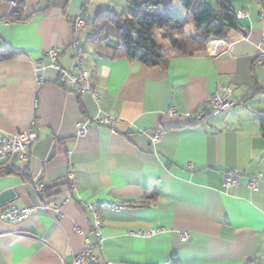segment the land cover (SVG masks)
Masks as SVG:
<instances>
[{
    "label": "crops",
    "instance_id": "1",
    "mask_svg": "<svg viewBox=\"0 0 264 264\" xmlns=\"http://www.w3.org/2000/svg\"><path fill=\"white\" fill-rule=\"evenodd\" d=\"M229 3L245 15L225 37L209 38L223 40L219 52L207 44L195 56L147 67L103 57L110 51L85 43V28L79 58L70 45L79 14L87 11V24L102 10L135 14L125 0H0V55L9 53L0 60V134L30 126L37 134L27 161L14 154V170L0 169V194L14 192L0 209L33 205L40 182L62 212L59 219L37 212L19 223L0 221V264H70L85 241L94 245L92 264H264V67L256 62L264 0ZM17 8L24 21H9ZM151 12L190 17L183 0ZM55 47L56 57L46 56ZM74 65L92 69L97 100L58 84L56 66ZM221 88L233 90V106L211 115L207 100ZM106 115L123 120L115 132L92 122L76 135L77 124ZM156 131L161 136L152 142ZM229 172L240 178L224 188ZM80 201L102 205L100 243ZM147 230L156 232L135 234Z\"/></svg>",
    "mask_w": 264,
    "mask_h": 264
},
{
    "label": "trees",
    "instance_id": "2",
    "mask_svg": "<svg viewBox=\"0 0 264 264\" xmlns=\"http://www.w3.org/2000/svg\"><path fill=\"white\" fill-rule=\"evenodd\" d=\"M125 1L136 9L135 14H115L102 10L85 26V43L103 45L110 53L103 56L105 54L96 51V54L110 60L126 59L139 61L147 67H165L172 57H192L205 51L210 37L223 38L230 29L239 26L229 0H213V6H209L206 0H183L184 7L190 13L189 19L151 12L170 0ZM19 14L17 8L8 20L23 22ZM189 22L194 24V29L186 33L185 27ZM157 34L169 43L171 53L163 51ZM8 56L9 53L1 54L0 60ZM258 122L264 137V112L259 113Z\"/></svg>",
    "mask_w": 264,
    "mask_h": 264
},
{
    "label": "built area",
    "instance_id": "3",
    "mask_svg": "<svg viewBox=\"0 0 264 264\" xmlns=\"http://www.w3.org/2000/svg\"><path fill=\"white\" fill-rule=\"evenodd\" d=\"M85 13L79 14L73 24V38L71 40V47L76 55V57H80L83 52V48L81 46V38L78 33L83 32L86 24H87V11ZM245 15L244 11H239L236 13L237 18H241ZM222 39L210 40L209 45L211 44V53H217L221 49V45L223 44ZM257 49L259 50L256 62L264 67V41H262ZM58 48H51L47 53L51 59H54L58 54ZM35 66V73L37 75V65ZM58 70V84L63 86L64 88H70L76 94L88 93L94 100L98 99V94L95 88L90 84V76L92 74L91 68L81 69L79 65H74L70 68H59L56 66ZM43 82V78L36 76V84L37 86L41 85ZM233 95V90L231 88H221L218 89L208 100L207 107L209 109V114L217 115L221 112H224L230 109L233 106V102L230 100ZM169 115H176L175 109L169 110ZM94 123L95 125L104 126L109 128L112 131H116L119 126L123 123V120L117 118L115 116L106 115L101 118L94 119H86L83 122L77 124L76 135L83 136L86 134L90 127V123ZM161 131H156L151 135V141L156 142L159 140L161 136ZM37 134L33 130L32 126L25 128L16 132L13 135H4L0 134V169L4 168L8 171H13L14 167L10 163V157L14 154H18L19 158L23 161L28 160L29 150L32 143L36 140ZM240 174L237 172H229L223 176V187L230 188L235 187L239 181ZM73 178L71 174L68 176V181L71 187L74 186ZM249 188L256 189L258 187V178H252L249 180ZM33 190L37 197L36 202L28 207L24 208H16V207H7L0 209V221H5L8 223H19L23 220L31 217L33 214L40 212L45 213L51 216L53 219H59L62 215L61 206L59 204H49L48 201L44 197L45 187L40 182H35L33 184ZM83 209L89 213L91 217L92 223V232L97 238V243L101 242V217L99 214L100 205L96 202H87L80 201L79 202ZM108 207L111 209H120V206L115 203H108ZM78 230V228H77ZM156 230H147V231H139L135 233L140 237H147L154 234ZM188 234H181L182 240L188 239ZM93 248L94 245H90L88 243H84L83 249L78 254L74 255L70 264H92L94 260L93 257Z\"/></svg>",
    "mask_w": 264,
    "mask_h": 264
},
{
    "label": "rangeland",
    "instance_id": "4",
    "mask_svg": "<svg viewBox=\"0 0 264 264\" xmlns=\"http://www.w3.org/2000/svg\"><path fill=\"white\" fill-rule=\"evenodd\" d=\"M193 29H194V24L192 22H189L186 25V27H185V32L186 33H191L193 31ZM157 39H158V42L161 44V47H162L163 51L165 53H170L171 52V48H170L169 43L166 40L160 38L159 34H157Z\"/></svg>",
    "mask_w": 264,
    "mask_h": 264
},
{
    "label": "water",
    "instance_id": "5",
    "mask_svg": "<svg viewBox=\"0 0 264 264\" xmlns=\"http://www.w3.org/2000/svg\"><path fill=\"white\" fill-rule=\"evenodd\" d=\"M14 197V192L12 190H6L0 194V205L11 200Z\"/></svg>",
    "mask_w": 264,
    "mask_h": 264
}]
</instances>
